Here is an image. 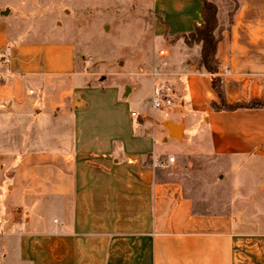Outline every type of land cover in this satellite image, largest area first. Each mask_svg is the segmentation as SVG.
<instances>
[{
  "label": "crops",
  "instance_id": "1",
  "mask_svg": "<svg viewBox=\"0 0 264 264\" xmlns=\"http://www.w3.org/2000/svg\"><path fill=\"white\" fill-rule=\"evenodd\" d=\"M32 1L0 0V264H264V0H210L216 73L183 38L202 23V2L152 0L175 105L159 117L132 110L130 123L121 101L135 85L100 87L63 35L22 30ZM215 76L225 102L242 106L212 108ZM169 141L176 156L252 177V215L235 195L226 212L200 210L167 177Z\"/></svg>",
  "mask_w": 264,
  "mask_h": 264
},
{
  "label": "rangeland",
  "instance_id": "2",
  "mask_svg": "<svg viewBox=\"0 0 264 264\" xmlns=\"http://www.w3.org/2000/svg\"><path fill=\"white\" fill-rule=\"evenodd\" d=\"M31 4L25 19L29 28L22 30L41 39L63 35L75 47L76 67L100 87L126 90L135 85L128 98L121 101L129 123L132 110L136 119L144 113L159 117L169 111L154 110L148 93L153 76L170 84L167 77L172 67L169 39L157 30L158 9L152 0H34ZM160 49L166 55L160 56ZM176 144H163L165 153H173L161 157L167 177L181 180L200 210L226 212L235 195L241 207L250 206L241 209L242 215H252V177L232 176L216 158L196 153L176 156ZM170 156L173 162L168 161Z\"/></svg>",
  "mask_w": 264,
  "mask_h": 264
},
{
  "label": "trees",
  "instance_id": "3",
  "mask_svg": "<svg viewBox=\"0 0 264 264\" xmlns=\"http://www.w3.org/2000/svg\"><path fill=\"white\" fill-rule=\"evenodd\" d=\"M202 2V23L196 25L189 34H184L183 38L187 44L200 43V65L211 73H216L218 69V60L215 56L216 45L219 36L214 35L217 28L216 5L210 0H200ZM212 88L218 96L219 103L212 102L213 109H233L242 106V104H227L224 100L221 79L218 76L212 78ZM257 104L256 102L252 105Z\"/></svg>",
  "mask_w": 264,
  "mask_h": 264
},
{
  "label": "built area",
  "instance_id": "4",
  "mask_svg": "<svg viewBox=\"0 0 264 264\" xmlns=\"http://www.w3.org/2000/svg\"><path fill=\"white\" fill-rule=\"evenodd\" d=\"M9 48L1 52L0 61H7ZM159 55H166V51L164 49H160ZM155 77V76H153ZM157 78V77H155ZM175 89L172 85L165 83L164 81L156 79L153 85L152 94H151V107L154 110H164L170 109L175 105ZM131 115L135 116V112H131ZM169 162L174 161V157L170 156L168 158Z\"/></svg>",
  "mask_w": 264,
  "mask_h": 264
},
{
  "label": "water",
  "instance_id": "5",
  "mask_svg": "<svg viewBox=\"0 0 264 264\" xmlns=\"http://www.w3.org/2000/svg\"><path fill=\"white\" fill-rule=\"evenodd\" d=\"M129 90V87H126L125 94L127 95V92ZM170 131V134L174 136L175 138H180V131H181V126L180 125H175L171 121H166L164 124Z\"/></svg>",
  "mask_w": 264,
  "mask_h": 264
}]
</instances>
